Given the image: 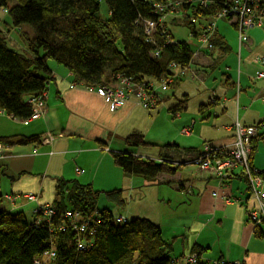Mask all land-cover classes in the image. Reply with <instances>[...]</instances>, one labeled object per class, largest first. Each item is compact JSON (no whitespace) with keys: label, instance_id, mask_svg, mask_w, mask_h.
I'll use <instances>...</instances> for the list:
<instances>
[{"label":"crops","instance_id":"1","mask_svg":"<svg viewBox=\"0 0 264 264\" xmlns=\"http://www.w3.org/2000/svg\"><path fill=\"white\" fill-rule=\"evenodd\" d=\"M202 26H197L198 34ZM215 32L212 49L201 47L193 35L192 41H186L194 50L191 71L178 76L170 86L173 90L160 91L151 110L134 97L111 110L107 99L75 82L66 68L49 63L53 77L46 91L45 117L24 124L0 111V138H42L47 133L56 138L50 146L40 142L5 147L0 161L3 209L23 212L33 220L40 207L53 204L60 182L78 181L100 192H124L127 181L135 178V191L142 184L143 194L149 189L154 196L150 215L135 212V219H148L162 228L164 239L174 246L173 260L187 257L199 246L202 260L211 264H264V235L256 237L257 228L248 216L258 203L243 176L220 181L188 163L179 166L175 175L149 183L126 175L112 157L132 153L159 161L160 146L166 145L193 152L206 143L232 148L235 133L231 128L236 120L247 126L264 121V79H257L258 73H264V28L248 30L246 44H240L233 21L218 20ZM180 101H185V107L178 111L174 108ZM163 115L171 131L163 138L153 136L151 129ZM186 128L191 129L189 136L182 135ZM134 133L144 135L149 145L129 148L126 138ZM260 134L264 135V128ZM259 150L258 143L253 165L264 171ZM261 189L264 192V181ZM228 198L230 203L225 202Z\"/></svg>","mask_w":264,"mask_h":264},{"label":"trees","instance_id":"2","mask_svg":"<svg viewBox=\"0 0 264 264\" xmlns=\"http://www.w3.org/2000/svg\"><path fill=\"white\" fill-rule=\"evenodd\" d=\"M172 1L181 4L189 19L185 27L196 38L197 21H204L201 30L208 28L230 0ZM103 2L108 9L106 18L101 14ZM168 2L0 0V8L8 11L11 24L19 29L24 42L19 50L12 49L9 37L0 29V111L21 121L32 116L29 101L46 92L53 77L49 60L66 68L75 82L88 88H114L123 78L147 87L172 79V86L179 79L174 78L179 73L177 69L189 66L194 50L186 42L175 41L168 22L159 23L164 13H156L155 4ZM149 20L159 23L152 36L145 29V22ZM24 26L32 33L24 31ZM217 42L214 44L218 46ZM157 52L159 55L155 56ZM184 107L185 101H180L174 109L180 111ZM263 122L252 126L259 127ZM261 129L252 141L253 154L257 144L264 141ZM41 140L39 136L0 138V143L11 147L15 143H40ZM126 144L132 149L149 145L140 133L127 137ZM160 149L159 161L132 153H113L112 157L126 175L156 183L160 176L178 172L176 160L201 155V151L193 152L177 145L160 146ZM252 167L256 168L253 156ZM259 172L264 181V171ZM3 177L4 169L0 165V189ZM103 194L109 203L126 205L123 190L100 192L78 181L60 182L56 199L48 206L54 215L48 217L38 210L33 220L23 212L3 209L0 194V264H37L52 251L56 257L48 264H174L182 260H173L174 246L164 239L159 225L148 219L125 217L126 223H117L120 216L116 217L111 208L100 209L98 200ZM69 212L79 215V219L66 218ZM73 224H85L87 229L77 232ZM256 228V237H263L261 226ZM80 243L91 245L81 251ZM202 252L199 246L194 247L192 253L198 256L196 264H211L202 260Z\"/></svg>","mask_w":264,"mask_h":264},{"label":"built area","instance_id":"3","mask_svg":"<svg viewBox=\"0 0 264 264\" xmlns=\"http://www.w3.org/2000/svg\"><path fill=\"white\" fill-rule=\"evenodd\" d=\"M200 1V0H199ZM204 3V2H203ZM158 9V5L156 6ZM224 11L216 16L214 22L206 29L202 30L196 37L201 47L206 46L210 49L213 48L212 38L216 31V23L218 18L221 16L229 19L230 17L236 19V25L238 31H240V43L246 44L249 42V37L247 31L251 28H262L264 27V0H230ZM163 11L164 9L161 8ZM195 20H193L194 22ZM163 22L161 19L159 21ZM145 29L148 36L157 28L158 24L155 21L149 20L145 22ZM204 31V32H203ZM200 38V39H199ZM188 67L180 68L179 74L174 76H184L187 72ZM175 67V65H172ZM257 79H264V73L260 72L257 75ZM135 85L136 88H129L131 85ZM172 84V79L164 80L160 84H151L146 86L144 84H137L131 80L121 79L120 83L116 87H98L91 88V91H96L99 95L104 96L108 101L113 103L112 105H122L132 97L136 98L138 103L146 109H154L158 103L159 92H166L170 85ZM29 104L33 108L32 120H38L43 118L48 113L47 108V92H44L40 97L33 98L29 101ZM118 107H116L117 109ZM115 109V108H114ZM24 124H28L23 121ZM264 127V122L261 126H244L239 120H236L232 126V130L235 133L234 143L232 148L228 147H218L212 144L206 143L201 150V155L199 157L183 156L181 159L176 160V164L181 166L183 164L192 163L203 171H208L210 175L223 181L228 178L236 177L237 175L243 176L248 184L250 185V191L253 199L258 203L257 208L250 209L248 212L249 220L253 223L255 227L264 225V192L262 191L263 180L260 177V172L257 168L252 167V156H253V144L252 141L257 137L259 128ZM191 132L190 128L183 130L184 134L189 135ZM55 136L50 133L45 134L42 137L41 144L50 146L55 141ZM3 145L0 143V160L3 154ZM29 200H35L34 196L28 195ZM8 199L13 200L8 197ZM232 200L230 198L226 199V203H230ZM43 211L46 216L51 217L54 212L49 207H41L39 209ZM66 218L78 220L79 215H73L72 213H67ZM127 220L120 216L116 219L117 223H124ZM73 228L77 232H85L87 227L85 224L78 225L73 224ZM91 244H79L81 251L86 250V248ZM55 253L49 252L45 254V260L43 262L37 261V264H45L47 260L54 259ZM197 254H190L182 260L175 261L176 264H196ZM174 263V262H173ZM174 263V264H175ZM215 264H233L226 262H216ZM235 264V263H234Z\"/></svg>","mask_w":264,"mask_h":264},{"label":"rangeland","instance_id":"4","mask_svg":"<svg viewBox=\"0 0 264 264\" xmlns=\"http://www.w3.org/2000/svg\"><path fill=\"white\" fill-rule=\"evenodd\" d=\"M161 8H163L164 10L161 11L162 10ZM156 10L160 14L164 13V17H162L161 19L163 20V22L169 23V28L172 31V34L175 38V41L186 42V41H190V40L192 41L194 39L191 37L189 29L187 27H185L186 21L189 19H188V16H186L184 11L182 10L181 4L178 5V4H175L174 1L169 0V2L166 3V5H158V9L156 8ZM101 14L103 15L104 18L108 17V9H107L105 2H103L101 4ZM173 19L177 22L174 25L171 24V20H173ZM218 19L230 21L229 19L224 18L222 16ZM233 22H236L235 19L233 20ZM168 23H166L167 26H168ZM203 23H204V21L198 20L196 26H200V24H203ZM262 28H264V27H262ZM0 29L3 32H5L6 35L9 37L8 40L10 41V44H11L10 47L12 49L19 50L18 48H20V46L24 47V42L22 40L21 32L19 31V29L13 27V25L11 24L10 15H9L8 11L4 8H0ZM23 29H24V31H26L28 33H32V30L28 26H24ZM237 30H238V28H237ZM154 31L152 32V34L154 33ZM200 33H202V30L200 31ZM152 34L150 36H152ZM238 35H239V40H240V31H238ZM195 40L198 41V39H195ZM195 40L193 41V45H196ZM191 62L193 63V61H191ZM49 63H50V65H57V63L53 60H49ZM191 65H190L189 70L187 69L188 71H191V68H192ZM177 70L180 71V68H178ZM177 70L174 71V73L178 72ZM187 74H186V76H187ZM185 77H182V78L184 79ZM129 88H136V87H135V85L132 84ZM168 89H169V91H171L174 88L169 87ZM89 90H91V88H89ZM93 92H96V91H93ZM96 93L99 94L98 92H96ZM102 97L105 98L104 96H102ZM109 103L111 104V107H110L111 110L115 108V111H116L119 108H121L126 102L122 105H115V107L112 105L113 103H111V101H109ZM116 107H118V108L116 109ZM159 119H160V121H158L156 123V125L151 129V131H153L152 132L153 136L154 135L162 136V138H163L166 132L169 133L171 131V127H170L168 122L164 121V115L161 116ZM143 127H144V125H143ZM152 135L149 134L148 137L154 138ZM182 135L189 136L190 134L189 135L184 134L182 131ZM259 145H260V150L258 151V157L260 158V156L263 154V160H264V141H260ZM2 148H3L2 159H4L5 147L3 146ZM197 168L201 172H207L208 173V171H203L198 166H197ZM125 187H127V189L123 192V196H124V199L126 200V205L118 206L116 204L109 203V201L106 198V195L103 194L100 196V198L98 200V207L100 209H103L106 206H110L111 210L114 212V215L116 217L123 216L125 218H129V219L134 218L135 219V212L136 213L140 212V213H144L145 215H150L149 213L153 211L151 209L152 203H153L152 197H154L152 191H148L149 190L148 189L146 191V193L143 194L142 184H138V186H137L138 188H136V191H135V178H134V181L129 179L127 181ZM141 198H142V201L140 202ZM32 201H34V200H32ZM225 202H226V199H225ZM148 210H150V212H148ZM47 262H52V260L51 261L47 260ZM46 264H48V263H46Z\"/></svg>","mask_w":264,"mask_h":264},{"label":"bare ground","instance_id":"5","mask_svg":"<svg viewBox=\"0 0 264 264\" xmlns=\"http://www.w3.org/2000/svg\"><path fill=\"white\" fill-rule=\"evenodd\" d=\"M147 1H151V0H147ZM175 3L179 5L178 2H175ZM157 5H158V4H155V8H156ZM156 13H158L157 10H156ZM158 55H159L158 52L155 53V56H158ZM172 65H173V64H172ZM174 65H175V64H174ZM31 118H32V116H31L30 118L26 119V122H27V123H31L32 121H34V120H32ZM178 167H179V165H178ZM124 223H126V222H124Z\"/></svg>","mask_w":264,"mask_h":264}]
</instances>
